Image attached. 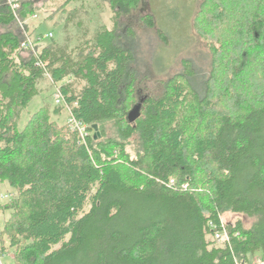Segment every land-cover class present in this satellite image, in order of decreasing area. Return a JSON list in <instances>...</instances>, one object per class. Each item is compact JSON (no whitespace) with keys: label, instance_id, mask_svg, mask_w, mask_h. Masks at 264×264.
Here are the masks:
<instances>
[{"label":"trees","instance_id":"16d2710c","mask_svg":"<svg viewBox=\"0 0 264 264\" xmlns=\"http://www.w3.org/2000/svg\"><path fill=\"white\" fill-rule=\"evenodd\" d=\"M82 1L63 0L62 9ZM102 1L112 26L74 50L51 40L25 56L17 34H0V183L16 193L0 202V214L10 213L0 224V253L11 250L15 264L264 257V0H202L195 28L213 52L207 79L195 83L185 62L163 95L132 108L134 54L119 31L141 0ZM2 3L0 23L11 24L16 16ZM47 74L64 102L41 107L21 127ZM75 80L83 82L78 92ZM65 108L86 125L84 143L53 118ZM226 212L251 224H223ZM212 224L229 240L213 239Z\"/></svg>","mask_w":264,"mask_h":264},{"label":"rangeland","instance_id":"374dc122","mask_svg":"<svg viewBox=\"0 0 264 264\" xmlns=\"http://www.w3.org/2000/svg\"><path fill=\"white\" fill-rule=\"evenodd\" d=\"M62 3L63 0H3V6L11 8L16 5L17 9L14 22L7 25L0 23V34L12 31L21 42L30 37L36 50L51 40L67 43L68 48L74 50L82 44L85 46L100 26H112V11L108 3L102 0L72 2L65 6V12ZM201 3L202 0H141L134 10L121 19L123 25L119 33L125 46L134 54L132 68L136 72V80L130 100L131 108L145 96L163 95L165 84L185 69V62L192 64L196 71L195 83L201 84L207 79L212 69L213 52L208 40L201 37L195 28V15ZM73 8H77V11L67 18ZM22 12L26 13V17H22ZM148 16L153 18L155 25L152 27L147 24ZM49 33H52V38L48 37ZM39 35L42 37L36 42ZM82 85L83 82H73L77 92ZM38 87L40 94L32 99L24 111L21 127L41 107L49 106L53 110L57 106L54 93L58 87L52 79L49 76L42 78ZM68 117V108L62 110L59 116L53 115L60 124H66ZM127 150L131 157H135L133 144ZM15 196L13 186L8 182L0 183V202H8ZM9 215V212L0 214L1 226ZM238 219H243L246 225L252 221V218L233 212H226L221 217L224 224L236 223ZM0 263L15 264L11 250L7 254L0 253Z\"/></svg>","mask_w":264,"mask_h":264},{"label":"built area","instance_id":"2783aa9c","mask_svg":"<svg viewBox=\"0 0 264 264\" xmlns=\"http://www.w3.org/2000/svg\"><path fill=\"white\" fill-rule=\"evenodd\" d=\"M10 9L13 10V12H14V14L16 16V11H15L17 9L16 5L12 6ZM48 37L52 38L53 37L52 33H49ZM39 39H41L40 36L37 38V40H39ZM21 45H22L23 48L31 50L35 55L38 54V50H36L35 44H34V41H33L32 38L27 37L26 40L21 42ZM47 76H49V75L47 74ZM54 99H55V103L57 105H60V104H62L64 102L63 95H62L61 91L58 88L56 89V91L54 93ZM68 110H69V108H68ZM69 116L70 117H68L67 123L69 124V126L71 128L70 130L78 131L80 136H81V141L84 143L86 141L87 136L89 135V133L87 132L86 125L82 121H80L77 118H75L74 115H72L71 112H69ZM173 181L174 180H171V182H173ZM211 226H212L213 229H215L214 230V234L212 236L213 239L219 240V241H224V240L228 241L229 240V236L226 233L225 229H218L215 224H212ZM251 264H258V263L257 262H252Z\"/></svg>","mask_w":264,"mask_h":264},{"label":"crops","instance_id":"0c3cea01","mask_svg":"<svg viewBox=\"0 0 264 264\" xmlns=\"http://www.w3.org/2000/svg\"><path fill=\"white\" fill-rule=\"evenodd\" d=\"M24 55L26 56L27 55V51L24 52ZM252 262H257L258 264H264V257L261 256L260 254H257L251 261ZM250 263V264H251Z\"/></svg>","mask_w":264,"mask_h":264},{"label":"water","instance_id":"95a60500","mask_svg":"<svg viewBox=\"0 0 264 264\" xmlns=\"http://www.w3.org/2000/svg\"><path fill=\"white\" fill-rule=\"evenodd\" d=\"M93 128L95 129V134H94V135H95V137H96V136H97V134H98V129H97V128H98V126H97V125H94V126H93Z\"/></svg>","mask_w":264,"mask_h":264}]
</instances>
